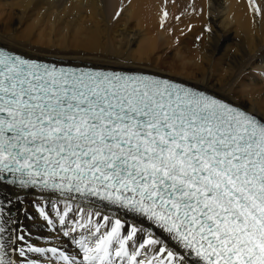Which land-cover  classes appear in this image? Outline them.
<instances>
[{"label": "snow or ice", "instance_id": "6c2138e0", "mask_svg": "<svg viewBox=\"0 0 264 264\" xmlns=\"http://www.w3.org/2000/svg\"><path fill=\"white\" fill-rule=\"evenodd\" d=\"M0 264H264V110L0 42Z\"/></svg>", "mask_w": 264, "mask_h": 264}, {"label": "bare ground", "instance_id": "6f19581e", "mask_svg": "<svg viewBox=\"0 0 264 264\" xmlns=\"http://www.w3.org/2000/svg\"><path fill=\"white\" fill-rule=\"evenodd\" d=\"M43 4L47 5L46 12L41 7ZM253 5L260 8L259 15L255 13ZM81 12L89 14L87 19L90 21L92 18L90 25L94 24L89 26L87 19L81 20L83 23L87 22L89 32L85 41H80L82 43L77 45L78 48L56 45L51 39L53 35L51 38L44 37L39 31H36L38 37L33 39L30 32L37 27H34V22V29L31 31L26 29L31 26L27 20L28 25L24 30L28 31H18L17 28L21 26L24 16L27 19L32 15L38 17L44 14L50 20V15L55 17L71 14L70 17L74 19L75 15L72 16V13L77 15ZM117 12L120 13L119 16L116 15ZM165 12L167 17H164ZM206 23L212 28L211 34L200 29ZM188 25L191 28L189 32L185 30ZM99 27L104 33L98 30ZM263 27L264 0H0V42L8 47L28 52L31 56L47 62H63L69 66L142 70L146 73L156 72L154 74L165 78H168L165 74L182 75L187 83L209 86L217 95L240 93L246 106L257 111L264 110V87L255 88L256 85H253L250 89L247 87L248 90H238L233 83L247 68H255L256 73L250 74L253 80H259V77L264 79L258 72L259 65L264 62V33L262 35L261 32ZM42 30L46 31L45 27ZM231 31L235 34L234 39L227 36ZM49 32L47 30L45 34L48 35ZM198 36L202 41L201 45L198 43L199 48L197 47L200 62L191 69L182 66L181 72H178L177 66L168 60L167 54L175 48L177 52H185L188 47L185 49L181 45L185 39L193 41ZM58 38L60 41L61 38ZM228 40H231L232 45L223 50L222 44ZM221 50L224 51V58L221 59L225 65L223 71L221 60L216 62L213 57ZM206 65L212 71H220L219 74L217 72L220 80H212L213 74ZM28 215L32 219L21 217L26 226V238L35 241L38 246H46L47 228L32 209H29ZM65 246L71 251L70 243Z\"/></svg>", "mask_w": 264, "mask_h": 264}, {"label": "rangeland", "instance_id": "374dc122", "mask_svg": "<svg viewBox=\"0 0 264 264\" xmlns=\"http://www.w3.org/2000/svg\"><path fill=\"white\" fill-rule=\"evenodd\" d=\"M41 7H44V11L46 12V10H47V5H41ZM42 11H38V13H41ZM73 14L75 15V16H73ZM87 13L86 12H81L80 14H75V13H72V16L74 17V19L72 18V17H70L71 16V14H64L65 16H63V14H61V16L60 15H57L59 18H62V19H59L57 16H55V17H53V15H50L51 16V21L49 20V16H45L44 14H43V16H41V15H39L38 17H37V15H35L34 17H33V15L32 16H30L29 18H27L26 19V17L24 16L23 18H22V23H21V26H18L17 28H19L18 29V31H21V30H24L25 29V27H27L26 25H28V24H31V26L30 27H27L26 29H28V30H33L34 29V27H36V25H37V29L35 30L34 29V31L33 32H30L31 33V37H33V39H35V38H37L38 37V33H41V35H43L44 37L45 36H47V37H50L51 38V36H52V40H54V44H56V45H66V46H68V47H72V48H78V46L77 45H80V43H82V42H84L85 41V39H86V37H87V34H88V32H89V26H93V24L94 23H91L92 25H90V22L92 21V18H90L91 20L90 21H88V19H89V17H88V15H86ZM68 17H67V16ZM86 15V16H85ZM78 16V17H77ZM32 17V18H31ZM36 17H37V19H36ZM70 17V18H69ZM80 17V18H79ZM86 17V18H85ZM87 17H88V19H87ZM34 18V19H33ZM59 19V20H57L56 21V19ZM83 18L84 19H87V22H88V24H89V26L87 27V22L85 23V21H84V23H83V21H81V20H83ZM36 19V20H35ZM47 19V20H46ZM55 19V20H54ZM77 19V20H76ZM79 19V20H78ZM29 22L28 24H26L27 23V21ZM62 20V23L60 22ZM76 20V21H75ZM53 21H55L56 23H54ZM59 21V22H58ZM35 23V25H34V27L32 26V23ZM58 22V23H57ZM93 22V21H92ZM33 23V24H34ZM80 23V24H79ZM23 24V25H22ZM66 26H65V25ZM48 25V26H47ZM63 25V26H62ZM206 25H208V23H206ZM130 26L131 27H133L132 26V24H130ZM38 27H39V29H38ZM42 27V28H41ZM45 27V30L46 31H44V30H42L43 28ZM69 27H71V29L69 30ZM75 27V28H74ZM32 28V29H31ZM40 28H41V30H42V32H41V30H40ZM61 28V29H60ZM92 27H90V29H91ZM54 29V30H53ZM63 29V30H62ZM64 29H65V31H64ZM67 29V30H66ZM201 29V31L202 32H204V29H205V26H202V28H200ZM28 30H24V31H28ZM47 30H48V32L49 31H51V33L49 32V34L48 35H46L45 34V32L47 33ZM98 30L100 31H102V29L99 27L98 28ZM186 31H190L191 30V28L189 27V25L187 26V28L185 29ZM36 31H39L38 33L36 32ZM57 31V32H56ZM63 31H64V33H63ZM23 32V31H22ZM44 32V33H43ZM261 32H262V35H263V33H264V27H263V29L261 30ZM54 33H57V35H55ZM102 33H104V31H102ZM101 33V34H102ZM60 34V35H59ZM234 35V36H233ZM57 36V37H56ZM64 36H66V37H64ZM228 37H229V39L231 38V39H234V37H235V34H234V32L233 31H231L228 35H227ZM46 37V38H47ZM58 37H60L61 39H60V41H58L59 40V38ZM63 37V38H62ZM197 38V37H196ZM195 38V40H186L185 39V42L184 43H182L181 45H182V47L184 46V48L186 49L187 47V49H188V51H187V49H186V51L184 52V50H180L179 52H177L178 50H177V48H175V49H173L172 51H171V53L170 54H167V56L169 57L168 58V60H170L171 62H173L176 66H177V70H178V72H181V67L183 66V67H188V68H190L191 69V67H195L196 65H197V62H200V60H201V58H200V56H199V54H198V49H197V47L199 48V44L201 45V40H198V39H196ZM63 39V40H62ZM55 40H57V42L55 41ZM84 40V41H83ZM80 41H82V42H80ZM231 41V40H230ZM229 40L226 42H224L223 44H222V49L224 50V49H227L229 46H231L232 44H231V42H230ZM232 41H234V40H232ZM204 42V41H203ZM78 43V44H77ZM188 43V44H187ZM199 43V44H198ZM226 44V45H225ZM187 45V46H186ZM192 45V46H191ZM228 46V47H227ZM180 47V46H179ZM227 47V48H226ZM196 48V49H195ZM230 48V47H229ZM190 49V50H189ZM175 50H177V51H175ZM181 52V53H180ZM223 52L224 51H220V52H218V53H216V54H214V60H216V62H218L219 60H221L222 59V57L224 58V56H222L223 55ZM177 53V54H176ZM178 53H180L179 55H178ZM175 56H174V55ZM179 56V57H178ZM174 57V58H173ZM177 58H179L178 60L180 61V62H182L181 64H180V62L178 61L177 62ZM181 58H183V59H181ZM183 60V61H182ZM187 60V61H186ZM179 64H177V63ZM185 62V63H184ZM192 65H191V64ZM255 63V62H254ZM185 64V65H184ZM186 64H187V66H186ZM190 65V66H189ZM252 65V64H251ZM208 65H206V67H207ZM220 66H222L223 68H221V70L223 71L224 70V67H225V65L223 64V62H222V60L220 61ZM209 68V66L207 67V69ZM214 71H212V68L210 67L209 68V71H211L212 72V80L213 81H217V80H220V75H217V72H218V74L220 73V71H217L216 69H213ZM151 72H153V71H151ZM214 72V73H213ZM246 72V73H245ZM245 72L244 73H242V74H240L239 75V79L237 78V79H235V81H234V83H233V86H235V89H238V90H248V88L250 89L251 87H253V85H256L255 86V88H259L260 86H263L264 87V79L263 78H261V77H259V80H253L252 78H251V76H250V74L251 73H256V71H255V68L254 69H246L245 70ZM154 73H156V72H154ZM165 76H167L168 78L170 77V78H172V79H174L175 78V80H177V81H182V82H187V80L185 79V77L184 76H182V75H176V74H165ZM217 78V79H216ZM219 78V79H218ZM238 81V82H237ZM236 83V84H235ZM248 87V88H247ZM246 88V89H245ZM261 92V91H260Z\"/></svg>", "mask_w": 264, "mask_h": 264}]
</instances>
